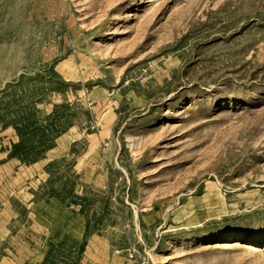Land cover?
<instances>
[{"label": "rangeland", "instance_id": "obj_1", "mask_svg": "<svg viewBox=\"0 0 264 264\" xmlns=\"http://www.w3.org/2000/svg\"><path fill=\"white\" fill-rule=\"evenodd\" d=\"M0 264H264V0H0Z\"/></svg>", "mask_w": 264, "mask_h": 264}, {"label": "bare ground", "instance_id": "obj_2", "mask_svg": "<svg viewBox=\"0 0 264 264\" xmlns=\"http://www.w3.org/2000/svg\"><path fill=\"white\" fill-rule=\"evenodd\" d=\"M249 246H252V245H249Z\"/></svg>", "mask_w": 264, "mask_h": 264}]
</instances>
